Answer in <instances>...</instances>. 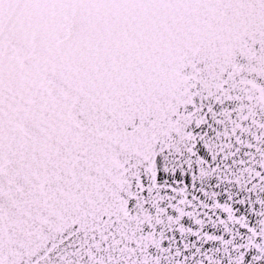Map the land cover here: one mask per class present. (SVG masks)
I'll list each match as a JSON object with an SVG mask.
<instances>
[{
  "label": "snow or ice",
  "instance_id": "6c2138e0",
  "mask_svg": "<svg viewBox=\"0 0 264 264\" xmlns=\"http://www.w3.org/2000/svg\"><path fill=\"white\" fill-rule=\"evenodd\" d=\"M0 264H264V0H0Z\"/></svg>",
  "mask_w": 264,
  "mask_h": 264
}]
</instances>
